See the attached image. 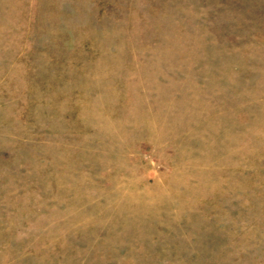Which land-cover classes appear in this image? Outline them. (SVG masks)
Returning a JSON list of instances; mask_svg holds the SVG:
<instances>
[{
	"label": "rangeland",
	"instance_id": "374dc122",
	"mask_svg": "<svg viewBox=\"0 0 264 264\" xmlns=\"http://www.w3.org/2000/svg\"><path fill=\"white\" fill-rule=\"evenodd\" d=\"M0 264H264V0H0Z\"/></svg>",
	"mask_w": 264,
	"mask_h": 264
}]
</instances>
